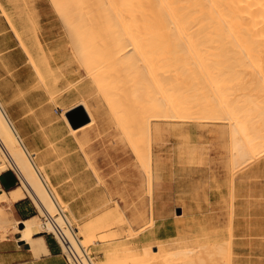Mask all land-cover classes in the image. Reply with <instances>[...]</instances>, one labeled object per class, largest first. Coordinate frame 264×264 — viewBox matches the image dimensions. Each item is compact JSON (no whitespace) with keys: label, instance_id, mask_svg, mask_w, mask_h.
Instances as JSON below:
<instances>
[{"label":"bare ground","instance_id":"bare-ground-1","mask_svg":"<svg viewBox=\"0 0 264 264\" xmlns=\"http://www.w3.org/2000/svg\"><path fill=\"white\" fill-rule=\"evenodd\" d=\"M51 2L63 22L79 67L91 74L97 92L111 111V121L122 142L137 160L149 192L164 179L161 151L172 122L224 124L221 132L226 134L224 137H229L233 158L230 157V162H235L230 163L232 169L236 164L235 169L240 170L239 166L251 165L249 162L263 157L264 0ZM0 4L2 16L6 17L28 63L40 81L45 82L41 64L32 48L35 45L44 54L41 33L38 29L30 33L24 31L13 21L6 5ZM50 98H55L54 94ZM77 106L84 108L90 122L74 129L66 114ZM62 112L73 135L96 121V111L85 99L71 102ZM175 129L180 132L182 128ZM34 154L0 100V175L14 170L20 184L11 193L12 200L30 197L39 214L22 222L23 227L18 223L15 225L26 243L33 246L32 237L43 232L42 222L46 217L47 232L61 242L66 240L62 252L71 264H171L174 261L171 246L168 244L162 249L165 241L160 240L154 246L141 249L139 254L131 248L130 242L118 241L108 246L105 261L96 262L91 257L90 247L118 240L120 234L113 230L125 225L127 220L124 218L120 226L123 218H119L121 215L117 214L116 208L113 212L103 213L105 215L97 221L80 223L56 191L46 167L37 165ZM230 172L232 176L234 172ZM6 204L8 198L3 192L0 213ZM3 229L0 226V241L4 240ZM230 232L233 236L232 229ZM228 238L229 241L232 239ZM153 250L154 254L163 255L160 263L152 260ZM176 252L179 261L182 258L189 261L188 264L193 263L186 256L194 252L192 248H180ZM182 254L187 259L178 257ZM227 254L229 258L230 252ZM229 261L230 258L227 264H231Z\"/></svg>","mask_w":264,"mask_h":264},{"label":"rangeland","instance_id":"rangeland-1","mask_svg":"<svg viewBox=\"0 0 264 264\" xmlns=\"http://www.w3.org/2000/svg\"><path fill=\"white\" fill-rule=\"evenodd\" d=\"M0 2L6 5L13 21L24 31L30 33L38 29L45 54L33 45L45 76L44 85L28 63L0 6V100L10 119L30 152L35 153L37 165L46 167L56 191L80 223L97 221L116 208L121 215L119 218H123L120 224L127 220L125 225L113 230L120 234L118 240L90 247L91 257L96 262L105 261L108 246L118 241L130 242L131 248L139 254L141 249L164 240L162 249L169 244L173 252L171 264L187 262L177 259L176 250L180 248L193 249L192 254L186 255L193 260L191 264H227L229 258L231 264H264V155L249 162L251 165H243L247 168L239 166L243 170L238 172L236 164L233 169L230 166L235 162H230L229 137L222 134L224 124L172 122L161 151L164 179L159 181L160 186L156 184L160 188L155 185L157 190L149 192L137 160L122 142L111 121V111L97 92L91 74L79 67L69 36L51 0ZM29 33L25 32L32 37ZM12 47H17L16 52L24 56L18 68H14L20 63L16 57L5 56V51ZM52 94L55 98H50ZM79 99H85L96 111V121L86 131L73 135L70 128L67 131L63 127L62 111ZM174 127L182 128V134ZM10 170L18 178L15 171ZM230 171L237 174L231 176ZM34 208L35 215H39ZM8 213L7 210L5 218L13 236L18 229ZM9 228L1 231L4 240V232ZM228 237L232 239L229 241ZM51 240L57 243L54 237ZM154 252H151L152 260L160 263L163 255ZM223 252H230L229 258ZM60 253L64 258L61 248ZM181 256L183 254L178 257Z\"/></svg>","mask_w":264,"mask_h":264},{"label":"crops","instance_id":"crops-1","mask_svg":"<svg viewBox=\"0 0 264 264\" xmlns=\"http://www.w3.org/2000/svg\"><path fill=\"white\" fill-rule=\"evenodd\" d=\"M16 49L17 47H12L5 51V53H7L5 55L6 57H16V60H19L20 63H16L14 68H18L21 64H23L22 58H24L22 54L16 52ZM62 124L63 127L68 131L69 127L67 122L62 121ZM84 131H86V129L81 132ZM16 188L6 191L0 183V196L4 192L8 198V204L5 205V209L0 214V226L4 228L3 230L9 228L5 218V213L7 210L9 212L8 214H10V220L15 225L17 223L20 225L22 222H27L37 216L35 215V205L33 204V206L27 200L28 197L17 201L12 200L10 195L16 191ZM4 235L6 236V239L0 241V264H64V258L60 253L59 245L53 240L51 245H49L48 240H51L52 237H48V235L42 236L35 234L32 237V241L34 242L33 246L25 242V239L22 238L20 231L11 236V230L9 228L7 232H4Z\"/></svg>","mask_w":264,"mask_h":264},{"label":"water","instance_id":"water-1","mask_svg":"<svg viewBox=\"0 0 264 264\" xmlns=\"http://www.w3.org/2000/svg\"><path fill=\"white\" fill-rule=\"evenodd\" d=\"M66 116L74 129H78L90 122V118L82 106L73 108L66 114ZM178 213H181L180 209L178 210ZM21 227H23V224H21Z\"/></svg>","mask_w":264,"mask_h":264},{"label":"trees","instance_id":"trees-1","mask_svg":"<svg viewBox=\"0 0 264 264\" xmlns=\"http://www.w3.org/2000/svg\"><path fill=\"white\" fill-rule=\"evenodd\" d=\"M0 183L6 191H9L19 185V180L16 175L9 170L0 175ZM51 243L52 240H48V244L51 245Z\"/></svg>","mask_w":264,"mask_h":264},{"label":"built area","instance_id":"built-area-1","mask_svg":"<svg viewBox=\"0 0 264 264\" xmlns=\"http://www.w3.org/2000/svg\"><path fill=\"white\" fill-rule=\"evenodd\" d=\"M57 111L59 112V109H57ZM46 222H47V218L43 217V222H42V230H43V232L42 233L47 234V235H51L52 237L55 238L54 234H51V233L47 232V223ZM55 240L57 241V244L59 245V247L63 251L62 246H63V244L67 245L66 240L63 239V241H62L63 243L61 241L57 240L56 238H55ZM64 264H71V262L68 260L67 256L64 257Z\"/></svg>","mask_w":264,"mask_h":264}]
</instances>
